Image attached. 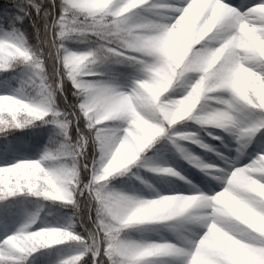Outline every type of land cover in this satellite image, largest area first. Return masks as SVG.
Here are the masks:
<instances>
[{"label": "snow or ice", "instance_id": "6c2138e0", "mask_svg": "<svg viewBox=\"0 0 264 264\" xmlns=\"http://www.w3.org/2000/svg\"><path fill=\"white\" fill-rule=\"evenodd\" d=\"M262 187L264 0L0 5V264H264Z\"/></svg>", "mask_w": 264, "mask_h": 264}, {"label": "clouds", "instance_id": "9594fccd", "mask_svg": "<svg viewBox=\"0 0 264 264\" xmlns=\"http://www.w3.org/2000/svg\"><path fill=\"white\" fill-rule=\"evenodd\" d=\"M242 79V78H241ZM239 83V81H238ZM150 88L158 87L157 84H153L149 86ZM168 108H180L182 105H166ZM97 111H102V109H97ZM212 112V109L208 106H204L202 115H209ZM126 149L121 148V154H126ZM264 191V187L261 188ZM184 202L172 200V199H160L154 201L151 204H148L136 212V218L138 219H150V220H159L164 221L165 223L162 225L165 229H172V228H180V227H187L189 222L181 223L180 220L175 215V209L181 207ZM227 211L229 216H235L241 224L247 223L249 226L256 228L264 232V219H258L249 211V209L241 202L233 199H229L227 201ZM228 217H226L227 219ZM222 227V226H221ZM232 227L236 230L239 229L240 224H233ZM224 232H227V229H224ZM42 235H49L48 233H44ZM218 238L226 243L230 244L231 240L224 236L223 233H218ZM230 235V234H229ZM32 241L28 237L19 238L17 243L21 246H27Z\"/></svg>", "mask_w": 264, "mask_h": 264}, {"label": "trees", "instance_id": "16d2710c", "mask_svg": "<svg viewBox=\"0 0 264 264\" xmlns=\"http://www.w3.org/2000/svg\"><path fill=\"white\" fill-rule=\"evenodd\" d=\"M13 2V0H0V5H3V4H10V3H12ZM189 123H192V122H189ZM45 127H47V126H45ZM215 130H217L218 131V129H215ZM210 139V138H209ZM214 143H218L217 141H213ZM117 179H121L120 177H118Z\"/></svg>", "mask_w": 264, "mask_h": 264}]
</instances>
